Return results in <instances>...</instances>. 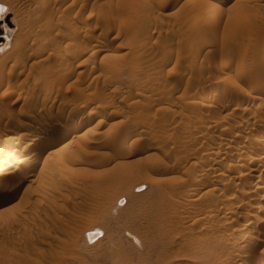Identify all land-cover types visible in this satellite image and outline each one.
I'll return each mask as SVG.
<instances>
[{"label": "rangeland", "instance_id": "1", "mask_svg": "<svg viewBox=\"0 0 264 264\" xmlns=\"http://www.w3.org/2000/svg\"><path fill=\"white\" fill-rule=\"evenodd\" d=\"M0 2V184L26 175L0 205V264H264L241 231L264 222V165H235L264 151V100L238 102L264 89V0ZM73 113L90 119L56 143L28 135Z\"/></svg>", "mask_w": 264, "mask_h": 264}, {"label": "bare ground", "instance_id": "2", "mask_svg": "<svg viewBox=\"0 0 264 264\" xmlns=\"http://www.w3.org/2000/svg\"><path fill=\"white\" fill-rule=\"evenodd\" d=\"M47 1V0H46ZM39 5L41 6V4L39 3ZM0 8H2L4 11L3 12H0V19L2 18V17H4L5 16V14L6 13H4L5 12V4L4 3H2V2H0ZM36 8H37V6H36ZM97 8V9H96ZM38 9H39V7H38ZM101 9H98V7H96L95 6V8H91L90 7V9H89V12H90V14H94V15H100V13L101 12H99V14H97L96 12L97 11H100ZM37 11H39V10H37ZM96 13V14H95ZM201 12L199 11L198 12V16L196 15V19H197V21L199 22L203 17V13H202V15L200 14ZM104 15V14H103ZM98 18L97 19H95V16H94V19H95V23H97L98 24V19H99V17H102L101 15L100 16H97ZM104 17V16H103ZM109 16H106V19L108 18ZM46 18H48V16L46 17ZM106 19H104V20H106ZM97 21V22H96ZM101 21H102V19H101ZM101 21H99V22H101ZM109 22V21H108ZM104 23H105V21H104ZM99 26V25H98ZM103 26H105V25H103ZM102 28V27H101ZM11 34H12V31L11 30H7V36L9 37V38H11ZM93 44H94V42H93ZM96 44V43H95ZM98 44V43H97ZM91 47H93V46H91ZM94 47H96V45H94ZM48 48L49 47H47V50H48ZM98 48V47H97ZM97 48H93V49H97ZM46 49V48H45ZM101 49V48H100ZM85 50V49H84ZM84 50H82L81 52H79L78 53V55L77 56H79V57H81V54H83L84 55V53L83 52H86V51H84ZM99 50V49H98ZM43 51H45L44 49H43ZM96 51V50H95ZM94 51V52H95ZM97 52V51H96ZM87 53V52H86ZM226 55V54H225ZM87 58V57H86ZM66 60V59H65ZM69 60V59H68ZM84 61H86L85 59H84ZM69 62V61H68ZM80 63H82V61L80 62ZM84 63V62H83ZM3 64V63H2ZM61 64H67V63H61ZM69 64V63H68ZM67 64V65H68ZM71 64V63H70ZM74 65V64H73ZM82 65V64H81ZM71 66V65H70ZM76 66H78V63L76 64ZM206 67V66H205ZM80 68V67H79ZM207 68V67H206ZM255 68H256V66H255ZM258 68V67H257ZM260 68V67H259ZM82 71V70H81ZM205 71V70H204ZM242 71V70H241ZM258 72H259V69H258ZM261 72V71H260ZM239 73H241V75H240V77L241 78H243V80L244 79H251V80H255L254 79V76L257 74V70L256 69H251V70H245V71H242V72H239ZM253 78V79H252ZM255 78H257L256 76H255ZM1 81L3 80L2 78L0 79ZM243 80H241V81H243ZM177 81V80H176ZM175 81V82H176ZM245 81V80H244ZM259 81V80H258ZM250 82H252V81H250ZM247 83V82H246ZM260 83V82H259ZM259 83H257L259 86H260V84ZM3 84V83H2ZM178 84V83H177ZM177 84L176 83H174L173 84V88L172 89H174L175 87H178L179 88V86H177ZM237 85H236V88H235V86L233 87V89L235 88V92L233 93L232 92V96H233V94H235V93H239V91H241V90H245V88H247V86L245 87V88H243L244 86L243 85H241V84H239L238 82L236 83ZM172 85V84H171ZM170 85V86H171ZM243 86V87H242ZM254 86V85H253ZM255 86H257V85H255ZM263 86V85H262ZM258 87V86H257ZM8 88V87H7ZM178 88H176V90L178 89ZM254 89V88H253ZM256 89V88H255ZM258 90V89H257ZM264 90V89H263ZM263 90H261V91H252V90H250V89H246V91H245V93H243V95H244V97L242 98V100L240 99V101H238V102H241V101H243L242 103H244V104H247V103H257L258 102V104L260 103L259 101H261L262 103H263V100H264V91ZM232 91V90H231ZM230 91V92H231ZM200 93V92H199ZM228 93V92H227ZM241 93V92H240ZM205 94V93H204ZM223 95V94H222ZM227 95V94H226ZM229 95V94H228ZM238 95V94H237ZM206 97V96H205ZM235 97V96H234ZM234 97H232V98H234ZM203 97L199 94V95H197V94H195V96H192V97H190V99H189V104L191 105V106H193V107H196V106H202L201 104H203L204 102H202L203 101V99H202ZM232 98H231V96H224V100L225 99H231L232 100ZM239 99V98H238ZM220 100V99H219ZM233 101V100H232ZM213 102V101H212ZM231 102V101H230ZM218 103V102H217ZM221 103V102H220ZM224 103V102H223ZM226 103V102H225ZM228 103V102H227ZM232 103V102H231ZM242 103H241V105H242ZM208 104V103H207ZM233 104V103H232ZM187 105V104H186ZM209 105V104H208ZM221 105V104H220ZM240 105V104H239ZM252 105V104H251ZM254 105V104H253ZM261 105V104H260ZM259 105V106H260ZM204 106H206V105H204ZM245 106V105H244ZM189 107V106H188ZM187 107V108H188ZM234 107V106H233ZM235 107H236V105H235ZM234 107V108H235ZM243 107V106H242ZM241 107V108H242ZM246 107H248V106H246ZM191 108V107H190ZM198 108V107H197ZM202 108V107H201ZM237 108V107H236ZM259 108V107H258ZM200 109V108H199ZM223 109V108H222ZM1 110V109H0ZM195 110V109H194ZM244 110V109H243ZM246 110V109H245ZM256 110H258V109H256ZM255 112V111H254ZM3 113V112H2ZM62 113V112H61ZM93 113H94V111H93ZM96 113V112H95ZM236 113V112H235ZM258 113V112H257ZM5 114V113H4ZM37 114V113H36ZM70 114V113H69ZM69 114H67L68 115V117H69ZM229 114H231L230 113V111H229ZM254 114H256V113H254ZM254 114H252V115H254ZM26 115H29V114H26ZM51 115V114H50ZM59 115V114H58ZM61 115V114H60ZM65 115H66V113H65ZM64 115V116H65ZM66 115V116H67ZM2 116V115H1ZM6 116V115H5ZM53 116H56V115H54L53 114ZM62 116V115H61ZM72 116H73V119H75V120H73L74 121V123L72 124V126L70 127V126H65L64 124H62V123H60L61 122V120H60V122H58V124H61L62 126H60L59 128H58V126L56 127V126H54L53 124H51V125H42V126H37V127H35L36 125H34V127H35V129H34V127H33V129L31 128V131H29L30 129H28V131L30 132H28V135L29 136H31L32 138L31 139H36V138H40V137H45V139H47L48 138V142L46 141V143H45V145L48 143H51V142H57V140H59V139H62L63 137H65L66 135H67V133L68 132H70V131H72V130H75V131H77L78 129H81L85 124H87L88 123V121H89V119L90 118H82L81 116V118L79 117V115L77 114V113H73L72 114ZM33 117V116H32ZM34 117H35V115H34ZM59 117V116H58ZM74 117H76V118H74ZM92 117H93V115H92ZM259 117H260V114H259ZM1 118V117H0ZM3 118H4V116H3ZM8 118V117H7ZM6 118V119H7ZM31 118V117H30ZM46 118V117H45ZM49 118H50V116H49ZM52 119H53V117H51ZM56 120H58V118H56V117H54ZM64 118V117H63ZM62 118V119H63ZM71 118V117H70ZM78 118H80L78 121L76 120V119H78ZM254 118H255V116H254ZM9 119H11V118H9ZM54 119V120H55ZM2 120V119H1ZM27 120H29V119H27ZM40 121L41 122V120H40V118L38 117L37 118V116H36V118H32L31 119V121L34 123H36L37 121ZM47 120V119H46ZM45 120V121H46ZM259 120V119H258ZM3 121H6V120H4L3 119ZM23 121V120H22ZM25 121V120H24ZM49 121V120H48ZM65 121V120H64ZM63 121V122H64ZM254 121V120H253ZM256 121V120H255ZM0 122H2V121H0ZM21 122V121H20ZM28 122V121H27ZM30 122V121H29ZM51 122V121H50ZM56 122V121H55ZM248 122V121H247ZM25 123V122H24ZM23 123V124H24ZM46 123V122H45ZM21 124V123H20ZM23 124H21V126L22 127H26L27 125H23ZM32 124V123H31ZM38 124V123H37ZM130 124H132V123H130ZM40 125V124H39ZM16 126V125H15ZM14 126V127H15ZM18 126V125H17ZM20 126V127H21ZM128 126V125H127ZM10 127V126H9ZM9 127L7 126V128L9 129ZM12 127V126H11ZM14 127H12V128H14ZM29 127V126H28ZM133 127H134V125H133ZM131 125L130 126H128L127 128H126V131L127 132H130L131 133V131L133 132L134 130V128H133ZM17 128V127H16ZM2 130L4 131V129L2 128ZM6 130V129H5ZM17 130V129H16ZM22 130V129H21ZM10 131H11V128H10ZM10 131H7V132H5V133H8V134H11V132ZM20 132V131H19ZM126 132V133H127ZM260 132V131H259ZM22 133H24V135L25 134H27V133H25V132H22ZM261 133V132H260ZM1 135H4L3 134V132H2V134ZM7 137V136H6ZM22 137H23V135H22ZM26 137V136H25ZM28 138V137H27ZM23 139V138H22ZM42 139V138H41ZM248 139V138H247ZM257 139V138H256ZM8 140H10V138H8ZM43 140V142H45L44 141V139H42ZM41 140V141H42ZM253 139L252 138H250L248 141H249V144H250V142H253V143H255L254 141H252ZM2 141V140H1ZM25 141V140H24ZM30 141V140H29ZM39 141V140H38ZM247 141V142H248ZM37 142V141H36ZM246 142V141H245ZM26 144V143H25ZM27 144H28V142H27ZM47 144V145H48ZM54 144V143H53ZM247 144V143H246ZM252 144V143H251ZM257 144V143H256ZM36 145H37V143H36ZM65 145H67V143L65 144ZM64 145V146H65ZM242 145V144H241ZM30 146V145H29ZM246 146V145H245ZM28 147V146H27ZM46 146H41L40 147V151L39 152H41L42 150H44V148H45ZM36 148H38L37 146H36ZM240 148V147H239ZM238 148V149H239ZM26 149V148H25ZM242 149V148H241ZM240 150V149H239ZM0 151H3V149L2 150H0ZM19 151V150H18ZM20 151H21V149H20ZM244 151V150H243ZM22 152V151H21ZM256 152V151H255ZM254 152V153H255ZM1 153V152H0ZM28 153H29V151H28ZM251 153V152H250ZM259 153V152H258ZM258 153H256V154H253V155H250V159L247 161V162H242V160H241V162L239 161L238 163H236L235 164V161H233L234 162V164L235 165H237V166H240V167H242V172H240V169H239V172L241 173V175H243V176H248V178H249V175L251 174V175H254L253 174V171H256V170H258L260 167H258L259 165H262V163H263V165H264V151H261L259 154ZM2 154V153H1ZM18 154V153H17ZM35 154H37V152H35ZM38 155V154H37ZM25 156V155H24ZM29 156V155H28ZM39 156V155H38ZM37 156V157H38ZM28 158V157H27ZM33 158H34V156H33ZM20 159H22V158H20ZM19 159V160H20ZM26 159V158H25ZM24 158H23V160H25ZM35 159V158H34ZM234 159V158H233ZM22 160V161H23ZM26 160H28V159H26ZM31 160V159H30ZM38 160V159H37ZM247 160V159H246ZM21 161V160H20ZM21 161V162H22ZM29 161V160H28ZM27 161V162H28ZM36 161V160H35ZM230 161V160H229ZM236 161H238V159L236 160ZM20 162V163H21ZM24 162V161H23ZM30 162H32V161H29V164H30ZM34 162V161H33ZM256 162H260L259 163V165L258 166H256L255 165V163ZM25 163V162H24ZM230 163H232V162H230ZM257 163V164H258ZM26 164V163H25ZM28 164V165H29ZM33 164V163H32ZM228 164V163H227ZM24 165V164H23ZM27 165V166H28ZM33 165H35V164H33ZM233 165V164H232ZM231 165V166H232ZM8 166V165H7ZM211 166V165H210ZM228 166V165H227ZM237 166H236V168H237ZM6 167V166H5ZM10 167V166H9ZM34 167V166H33ZM232 167H234V166H232ZM8 168V167H7ZM15 168V167H14ZM13 168V169H14ZM25 168H26V165H25ZM29 168V167H28ZM228 168H229V166H228ZM262 168V167H261ZM21 169V168H20ZM34 169V168H33ZM203 169H205L204 167H203ZM234 169H235V167H234ZM238 169V168H237ZM264 169V168H263ZM231 170V169H230ZM233 170V169H232ZM4 171V170H3ZM6 171H7V169H6ZM6 171H4V172H6ZM11 171H13V170H10V172ZM17 171H18V169H17ZM21 171H23V170H21ZM21 171H19V172H21ZM207 171V170H206ZM259 171V170H258ZM262 171V170H261ZM260 171V172H261ZM264 171V170H263ZM9 171H7L6 173L7 174H9L8 173ZM2 173V172H1ZM1 173H0V176H1ZM25 173V172H24ZM27 173H28V171H27ZM3 174V173H2ZM16 174V173H15ZM31 174V173H30ZM227 174V173H226ZM225 174V175H226ZM4 175V174H3ZM12 175V174H11ZM17 175V174H16ZM216 175V174H215ZM14 175H12L11 177H13ZM239 176V175H238ZM242 176V177H243ZM15 178H6L5 180L3 179V181L1 182V184L3 183V185L4 186H2V187H0V205H2V204H4V203H7L15 194H16V192H17V188L18 187H20V184L24 181V179L26 178V175L25 174H23V173H21V174H19V175H17V176H14ZM251 177V176H250ZM220 178V177H219ZM239 178V177H238ZM28 179H30V178H28ZM226 179V178H225ZM229 179V178H228ZM247 179V178H246ZM222 180H223V178H222ZM211 181V180H210ZM247 181V180H246ZM247 183V182H246ZM0 184V185H1ZM22 185V184H21ZM242 185V183H240V189L241 188H244V187H242L241 186ZM247 185V184H246ZM238 186V185H237ZM237 186H236V188H237ZM197 187V186H196ZM195 187V188H196ZM255 187H256V189H264V173H260V177H258L257 178V183H256V185H255ZM194 187L192 188V189H195ZM248 188V187H247ZM12 189V190H11ZM25 189V188H24ZM253 189H255V188H253ZM26 190V189H25ZM246 189H244V191H245ZM243 191V192H244ZM248 191H250V190H248ZM19 192V191H18ZM243 192H241V193H243ZM247 191H245V194H248V193H246ZM256 192V191H255ZM256 193H258V192H256ZM18 194V193H17ZM236 194H239V193H232V195H231V199L235 202V200H238L237 198V195ZM244 194V195H245ZM263 194H264V192H263ZM243 195V196H244ZM261 195H262V193H261ZM17 196V195H16ZM263 196V195H262ZM15 197V196H14ZM228 197H230V195L228 196ZM246 197H247V195H246ZM254 197V196H253ZM230 199V198H229ZM230 199V200H231ZM239 199L241 200V199H243L242 197L240 198L239 197ZM231 200V201H232ZM239 200V201H240ZM244 200H246V198L244 199ZM248 200V199H247ZM242 202H243V200H241ZM229 202V201H228ZM230 203V202H229ZM236 203H238V202H236ZM239 203H241V202H239ZM233 204V203H232ZM231 204V205H232ZM235 204V203H234ZM247 204H248V202H247ZM230 205V204H229ZM230 205V206H231ZM238 205V204H237ZM237 205H235V206H237ZM239 205H241V204H239ZM233 206V205H232ZM7 208H10V206L8 207L7 206ZM260 208H264L263 206L262 207H260ZM4 209H6V207L4 208ZM4 209H2V211H4ZM231 209H234L233 207L232 208H230V211H228L226 214H229L230 212H232L233 210H231ZM263 210V209H262ZM0 212H1V210H0ZM225 214V215H226ZM224 215V216H225ZM229 216V215H228ZM231 216H232V214H231ZM225 217H227V215L225 216ZM226 219H228V218H226ZM229 220V219H228ZM231 220V219H230ZM258 221H260L259 220V218L257 219ZM251 221H253V220H251ZM248 222V224H247V226L246 227H243L242 229H241V231L242 232H248V233H251V234H254L255 233V235H257V237H258V241H257V244L255 245L256 247L257 246H264V222ZM89 229V231H90V234H88V237L90 238V239H92V238H94V237H97L98 236V232L97 231H92L93 229H97L99 232H100V230L101 229H99V228H88ZM245 235V234H244ZM239 236V235H238ZM240 238H242V236H240ZM235 241H239V239L237 238V240L235 239ZM240 247V246H239ZM241 248H243V247H241ZM244 251H245V249H243ZM249 250V249H248ZM254 251L256 250L255 248L253 249ZM234 251H237V250H234ZM233 251V252H234ZM240 251H242V250H240ZM240 251H237V252H239L240 253ZM251 251V250H250ZM254 251H252V252H254ZM230 252V251H229ZM228 252V253H229ZM246 252H247V250H246ZM246 252H245V254H246ZM252 252H248L249 254H248V259L250 258V254H253ZM239 253H237V254H232L233 255V259H234V261L236 260V262L238 261V262H242V261H240V260H242L243 258V255H244V253H241V254H239ZM231 254V253H230ZM236 255H238V256H236ZM255 255V254H254ZM253 255V256H254ZM231 256V255H230ZM245 256H247V255H245ZM244 256V257H245ZM226 257V256H225ZM255 257H257V256H255ZM224 258V257H223ZM229 258V260H230V257H228ZM231 258V259H232ZM252 258H254V257H252ZM247 259V258H246ZM226 260V259H225ZM256 260H257V258H256ZM234 261L232 262V263H234ZM251 261H254V260H251ZM229 262H231V261H229ZM235 264V263H234ZM236 264H238V263H236ZM241 264H244L243 262L241 263Z\"/></svg>", "mask_w": 264, "mask_h": 264}, {"label": "snow or ice", "instance_id": "3", "mask_svg": "<svg viewBox=\"0 0 264 264\" xmlns=\"http://www.w3.org/2000/svg\"><path fill=\"white\" fill-rule=\"evenodd\" d=\"M4 10L2 8H0V12H3Z\"/></svg>", "mask_w": 264, "mask_h": 264}, {"label": "built area", "instance_id": "4", "mask_svg": "<svg viewBox=\"0 0 264 264\" xmlns=\"http://www.w3.org/2000/svg\"><path fill=\"white\" fill-rule=\"evenodd\" d=\"M123 200V199H122Z\"/></svg>", "mask_w": 264, "mask_h": 264}]
</instances>
